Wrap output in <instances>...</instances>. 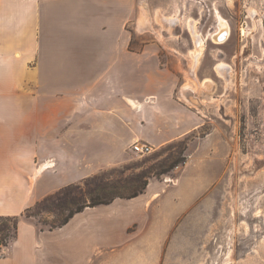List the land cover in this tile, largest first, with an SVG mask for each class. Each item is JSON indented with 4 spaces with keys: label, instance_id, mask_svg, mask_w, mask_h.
<instances>
[{
    "label": "crops",
    "instance_id": "crops-1",
    "mask_svg": "<svg viewBox=\"0 0 264 264\" xmlns=\"http://www.w3.org/2000/svg\"><path fill=\"white\" fill-rule=\"evenodd\" d=\"M147 1L0 0V216L125 163L135 142L202 127L199 95L161 61L169 47L126 28ZM210 186L189 161L60 227L20 218L0 264H163Z\"/></svg>",
    "mask_w": 264,
    "mask_h": 264
},
{
    "label": "rangeland",
    "instance_id": "rangeland-1",
    "mask_svg": "<svg viewBox=\"0 0 264 264\" xmlns=\"http://www.w3.org/2000/svg\"><path fill=\"white\" fill-rule=\"evenodd\" d=\"M217 15L230 28L222 44L210 38ZM133 18L127 30L137 26L144 40L169 47L161 61L199 95L204 122L185 138L146 156L130 152L125 163L96 174L139 177V187L160 179L174 157L184 163L170 175L190 161L211 186L163 264H264V0H149L137 4ZM193 32L203 40L197 60L187 52L196 44ZM35 205L28 220L38 227L65 215Z\"/></svg>",
    "mask_w": 264,
    "mask_h": 264
},
{
    "label": "trees",
    "instance_id": "trees-1",
    "mask_svg": "<svg viewBox=\"0 0 264 264\" xmlns=\"http://www.w3.org/2000/svg\"><path fill=\"white\" fill-rule=\"evenodd\" d=\"M180 154V151L178 152ZM184 163V159L174 157L172 163L163 168L158 175H166L175 166ZM120 176L113 177L106 172L88 177L78 184L66 186L40 200L35 207H41L48 213H65L61 221L55 226L49 228L39 227L41 229H53L64 225L74 214L82 211L86 207H95L107 205L116 198H134L141 194L147 183L134 187L139 177L124 178ZM128 193H123L125 189ZM31 208L26 209L20 216L3 217L0 216V250L1 247L8 246L17 235V228L20 218L30 219L29 212Z\"/></svg>",
    "mask_w": 264,
    "mask_h": 264
},
{
    "label": "bare ground",
    "instance_id": "bare-ground-1",
    "mask_svg": "<svg viewBox=\"0 0 264 264\" xmlns=\"http://www.w3.org/2000/svg\"><path fill=\"white\" fill-rule=\"evenodd\" d=\"M216 24L217 25H216L214 31H212L210 33V38L212 39V41L214 43L222 44L228 39L230 28H229L227 21L224 20L223 18H221L219 15H217V23ZM139 26H142L143 28H145V27H147V24H145L144 21H140ZM193 37L196 39V45L197 46L195 45L196 48H195V50L190 52V55H191L193 60H197L199 57V54L201 53V49H202L201 47H202L203 40L201 38H199V34L194 33ZM216 68L219 71V73L221 70H223L221 67H216ZM185 89H190V87L185 86Z\"/></svg>",
    "mask_w": 264,
    "mask_h": 264
},
{
    "label": "built area",
    "instance_id": "built-area-1",
    "mask_svg": "<svg viewBox=\"0 0 264 264\" xmlns=\"http://www.w3.org/2000/svg\"><path fill=\"white\" fill-rule=\"evenodd\" d=\"M130 149L132 152H134L140 156H146V155H149L155 151V149L151 145L145 144V143H140V142L133 143L131 145Z\"/></svg>",
    "mask_w": 264,
    "mask_h": 264
}]
</instances>
